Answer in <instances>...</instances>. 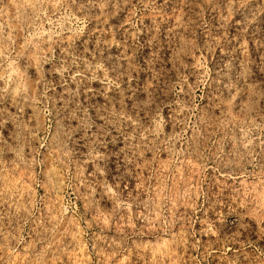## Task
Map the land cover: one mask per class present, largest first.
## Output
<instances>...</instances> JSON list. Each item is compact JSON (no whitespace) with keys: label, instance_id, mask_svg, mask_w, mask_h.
<instances>
[{"label":"clouds","instance_id":"obj_1","mask_svg":"<svg viewBox=\"0 0 264 264\" xmlns=\"http://www.w3.org/2000/svg\"><path fill=\"white\" fill-rule=\"evenodd\" d=\"M0 264H264V0H0Z\"/></svg>","mask_w":264,"mask_h":264}]
</instances>
